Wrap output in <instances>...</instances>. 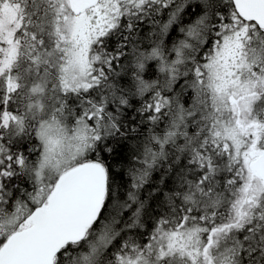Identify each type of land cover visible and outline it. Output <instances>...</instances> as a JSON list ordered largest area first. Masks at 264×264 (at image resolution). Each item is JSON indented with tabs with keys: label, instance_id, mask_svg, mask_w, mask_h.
<instances>
[{
	"label": "snow or ice",
	"instance_id": "snow-or-ice-1",
	"mask_svg": "<svg viewBox=\"0 0 264 264\" xmlns=\"http://www.w3.org/2000/svg\"><path fill=\"white\" fill-rule=\"evenodd\" d=\"M0 264H264V0H0Z\"/></svg>",
	"mask_w": 264,
	"mask_h": 264
}]
</instances>
